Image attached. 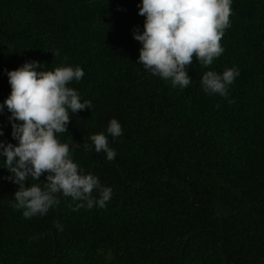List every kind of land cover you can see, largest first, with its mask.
<instances>
[{
    "label": "trees",
    "instance_id": "obj_1",
    "mask_svg": "<svg viewBox=\"0 0 264 264\" xmlns=\"http://www.w3.org/2000/svg\"><path fill=\"white\" fill-rule=\"evenodd\" d=\"M141 6L0 0V104L11 93L8 72L25 62L82 68L68 86L91 109L69 110L57 138L83 174L112 189L103 208L74 210L79 201L57 194L47 214L25 218L12 206L19 185L0 150V264H264V0H232L224 52L207 67L194 57L186 88L137 62ZM228 68L239 75L227 97L206 93L203 74ZM10 116L5 105V145L18 143ZM113 118L116 138L107 133ZM98 133L115 159L95 151ZM40 179L26 183L43 186L46 174Z\"/></svg>",
    "mask_w": 264,
    "mask_h": 264
},
{
    "label": "clouds",
    "instance_id": "obj_2",
    "mask_svg": "<svg viewBox=\"0 0 264 264\" xmlns=\"http://www.w3.org/2000/svg\"><path fill=\"white\" fill-rule=\"evenodd\" d=\"M231 3L232 0H142L139 14L146 19L143 33H134V39L142 42L137 62L153 75L170 80L173 87L186 88L190 84L186 68L194 57L200 66L207 67L224 52L221 41L230 27ZM40 66L31 61L9 71L11 93L0 104V111L6 105L11 113V135L18 141L15 145L0 141L5 168L11 173L9 179L19 185L12 206L23 209L25 218L45 215L60 203L57 194H62L80 202L74 210L94 205L103 208L112 196L111 187L102 186L94 174H83L71 159L69 145L57 138V133L68 132L69 110L76 114L86 107L91 109V102H81L78 92L68 86L83 78V69L59 66L38 71ZM238 75L236 68L222 74L209 70L203 74L201 86L208 94L227 97L228 86ZM107 133L113 138L122 135L117 119L109 121ZM90 140L97 153L105 152L109 161L115 159L116 152L109 147L105 134H93ZM84 147L88 150L89 146ZM45 174L43 186L26 183L29 177L41 180ZM94 190L98 197L93 196ZM57 227L62 230L61 225Z\"/></svg>",
    "mask_w": 264,
    "mask_h": 264
}]
</instances>
